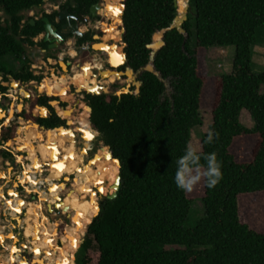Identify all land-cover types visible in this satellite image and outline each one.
<instances>
[{
	"label": "trees",
	"instance_id": "1",
	"mask_svg": "<svg viewBox=\"0 0 264 264\" xmlns=\"http://www.w3.org/2000/svg\"><path fill=\"white\" fill-rule=\"evenodd\" d=\"M80 1L89 7L100 0ZM117 1L123 5L122 17L107 30L121 31L127 60L119 69L130 70L136 82L121 94L115 90L118 82L109 84L111 92H84V102L91 107V130L109 146L106 170L114 182L108 191L115 190L117 166L121 183L115 198H103L93 222L84 223L89 225L76 263L264 264L263 225L244 222L239 203L241 195L264 191V71L256 72L253 60L255 46L264 43V0H189L193 14L183 23L186 33L169 29L162 39L160 31L177 13H185L188 0H177V6L175 0ZM42 4L44 0H0V71L5 79L7 74L25 82L50 77L30 71L32 61L25 55L30 45L48 49L43 38L33 40L45 32L43 17L35 24L22 22L25 11ZM45 16L52 21L56 12ZM89 39L88 33L78 42ZM160 40L164 44L154 50L152 44ZM228 46H234L232 70L207 78L205 49ZM8 55L20 62L18 70L1 64ZM208 83L214 140L205 143L203 136L201 150L217 154L223 178L213 189L204 186V214L188 227L193 199L177 189L171 165L183 155L192 128L201 123ZM243 109L254 120L252 128L241 122ZM17 115L33 118L26 111ZM35 119L47 129L65 122L55 111ZM14 134L15 126L7 127L2 138L11 141ZM35 161L41 166L39 158Z\"/></svg>",
	"mask_w": 264,
	"mask_h": 264
},
{
	"label": "flooded vegetation",
	"instance_id": "2",
	"mask_svg": "<svg viewBox=\"0 0 264 264\" xmlns=\"http://www.w3.org/2000/svg\"><path fill=\"white\" fill-rule=\"evenodd\" d=\"M53 1L61 2L58 4V7L53 8L54 10L49 12V14L54 11L56 12V16L54 20H52V23L58 35H51L50 40H45L46 35L44 33L42 38L44 42L47 43L46 47H48V49L43 50L39 48L44 57H47L49 53L52 54V56H57L58 54L56 51L65 44L67 47L70 44L69 41H74L76 45L79 44L78 36L70 33L73 29L84 32V35L88 33L90 34L91 39L84 42H88L89 47L92 48L89 51L78 52L85 53V56L89 57L93 65L96 64V62H93V60H96L94 52L95 50H98L94 48L95 45L101 47L109 45L111 48L120 47L116 45L121 43V37L120 40H118L119 36L112 38V34L119 29L110 33L107 30L112 26V24L115 25L114 23L117 18L112 17L107 13V11L105 12V9H103L106 4L105 0L95 2L89 7L86 6V2L80 0H69L65 7L62 5L67 0ZM94 4L100 5V7L96 10V15H93L91 12V8ZM62 15L63 18L60 19ZM42 17H44V15L39 18ZM42 38H37V41H34L38 42ZM35 46L40 47V45L37 44ZM78 52L75 53V56H78ZM70 56H72V54L63 57L58 61V63H56L54 68L51 67L48 72L44 73L45 75H50L46 84H41V81L38 80L35 82H32V80L28 82L17 81L11 76V74H7V79L4 78V73L0 75V86L5 87V90L0 92V101L5 100L3 104H0V181L3 185L2 194H0V216L4 212L3 208H6L7 211L9 210L12 216H16V214L19 216V220H17V228L21 230L19 231V237L21 240L19 237L16 238L12 232L6 235L9 227L5 226L6 230H4L3 233L6 235L5 241L12 240L15 244L18 243L19 248L17 253H19V257L23 260L22 264H77L75 263V260H77L78 251L76 252V259L73 258L72 262L70 259L73 250V242L70 240L65 241L64 237L70 238L71 230L84 229V235L85 224L81 222H73L77 212L79 210L81 212H85L90 209L93 204H95V215L98 211L96 197L98 198L101 207L103 198L110 193L108 190L104 193L100 189L103 184L106 185V187L109 184L108 181L104 183V171L108 169L110 164L106 157V150L103 148L105 144L103 143L102 146H95L93 138L94 133L97 132L91 130L90 125L87 124L89 121L88 119H85L86 121L83 119V123H80V121L76 119V107L78 103H73L71 105L72 95H74V92H72L71 89L74 85L69 80L70 77L68 76V73L72 70L76 59ZM99 63L101 64V62ZM109 67V64H102L101 69L105 70L107 68L109 69ZM119 67L117 70L123 71L120 70ZM30 71L34 73L35 69L32 70L30 67ZM94 73L97 78L100 77L99 67L94 68ZM112 74L116 77L114 80L111 79ZM118 75L119 74L117 72L112 71L105 77L107 80L109 78L110 81H115ZM124 75L125 74H122L121 78H124ZM125 77L127 78L128 76ZM50 79H52V81H50ZM61 79L65 80V86L61 85ZM38 82H40L41 85L37 86L35 93H29V97H24V93H26L25 86L29 83L38 84ZM14 83H16V86ZM98 83L100 84V82ZM54 84H59L60 88L56 89ZM20 87H24L22 91L19 90ZM48 92H50V94H48ZM42 96H44V99H42ZM28 101H30L29 105L27 104ZM42 101L43 105L40 103ZM34 103H37L35 107L32 106ZM40 107L44 108L45 116H42L39 113V111H41L39 109ZM21 111H26L28 113L31 112L33 118L27 119L23 116L17 115V113ZM53 111L65 120L63 125H59L54 129H47L45 126L40 125L36 121V117L47 118L52 116ZM58 112L61 114H58ZM30 119H33L30 124H36L39 133L43 132L49 135L47 139L44 138L46 139L45 145L44 143H41L40 138H34V141L39 140L40 143L37 151L35 152V158L40 159L39 156H41L43 161L48 158L52 161V163H44V170H51L54 173V176H51L50 178L47 177L45 180L48 182V187L46 185L44 187L46 190L48 189L47 191H51L50 194H46L48 192L46 190L44 191V189L41 190L40 187H38L35 191L27 192L24 182L26 183L28 179H21L23 170L19 169V166L22 162L21 159L25 160L27 158V151L24 147H20L21 145L18 140V134L19 130L23 128V124L29 122L28 120ZM14 126L15 134L13 140H3V131L7 127ZM46 130L50 131L47 132ZM89 135L91 136L90 139L88 138ZM3 169L6 170L4 173ZM8 169L9 172H7ZM40 169L41 166L36 162L37 172ZM41 181L42 180L38 179L35 184H38ZM28 186L34 188L30 182H28ZM10 187L18 194L20 192H25V198L21 199L24 201L28 197L30 200L32 199L35 202H38L37 195H39V192H44V196L46 194V202L43 205V209L45 208L46 213H43L42 216L41 212L43 210H39L38 205L32 202L35 204L33 217L35 223L38 225L37 233L39 235L40 244L37 242L38 240L32 243L25 238V225L23 224V221L25 219L27 209L24 206H21L20 197L16 199L13 192L9 193ZM93 191H96V194ZM48 202L50 203L49 205L47 204ZM16 203L19 204L18 207H16ZM45 214L51 216H47L46 218L44 216ZM20 221L22 223H19ZM42 225H44L45 229L42 228ZM40 229L42 230L41 232ZM0 235L2 236L1 233ZM42 237L48 238L47 241H51L52 246L43 247L41 242ZM22 241L25 244L22 243ZM3 243L4 242L2 241L0 245ZM27 243L31 246L26 245ZM65 243H67V245H65ZM77 246L78 245H76V247ZM6 248L8 250L7 245ZM14 253L10 258V264H19L17 258H14ZM46 256H48V259ZM2 261V258H0V264H5Z\"/></svg>",
	"mask_w": 264,
	"mask_h": 264
},
{
	"label": "rangeland",
	"instance_id": "3",
	"mask_svg": "<svg viewBox=\"0 0 264 264\" xmlns=\"http://www.w3.org/2000/svg\"><path fill=\"white\" fill-rule=\"evenodd\" d=\"M51 3H53V5L55 4L57 6V4H59L61 2L51 0L50 3H47V6H46L47 10H49V11L54 10ZM186 7L188 9H190V13L193 14V10L191 8V5L189 4V0H188ZM38 9H39L38 10L39 13H44L45 9L43 7H39ZM36 13H35V15H38ZM24 18L25 19L29 18V14L27 12H24ZM116 46L122 47V43H120ZM232 47L234 48V46H231V47H209V48L205 49L204 54L202 56V62H203L204 72L207 75V78H211L214 80L217 75L222 74V73H228L232 70V60H233V53H234V49ZM25 50H26L25 55L27 57H29L32 61L31 64L34 63L35 65H37V67L35 68L37 75H44L45 76L44 73L48 72L49 68H51L53 66H52V64H49L48 61L45 60V57H44L43 53L41 52V50L39 49V47H36L35 45H30V46L25 47ZM254 50H255V52L253 54V60L255 63L254 69L256 72L264 71V43L256 45ZM63 51L67 52V54H69L68 52H70V54H72V56H70V57L76 59V61L74 62V66H73L72 70L68 73V76L70 77L69 80L74 85L73 88L71 89V91L74 92V95H72V99H71V105L73 103H78L77 107H76L77 108V111H76L77 118L76 119L78 121H80V123H83V119H84V121H86L85 119L89 118V111H88L87 107L84 105L85 102H84L83 98H84V92H88L91 90L86 91L87 90L86 89V90L76 91V87L81 88V89H85L84 87L86 85H91L93 83L99 84L98 82H100L102 80V81H106L107 84H104V85L99 84L98 85L99 90L96 93L111 92V89L109 88V84L115 83V82H118L120 85V87L115 89L117 92V91L122 90L123 88L127 87L128 85H132L133 83L136 82V79L133 76H131V77L128 76L127 78H123V77L120 78V74H119L117 79L115 80V82L110 83L109 78L107 80L105 77L106 75H103L104 73H108V70H106L104 73H103V70H100V74H99L100 77H98L100 80L99 79L97 80L95 73H94V68H96V67H94V65L92 64V61L89 59V57L85 56V53H79L78 52V56H75L76 51L74 49H71L69 46L66 47V44L63 45V47H60V49H58L56 52H57V54H61ZM56 58H57V56L54 55V58L53 59L51 58L50 62H52ZM99 61H101V59H99L98 61L93 60V62H96V63H99ZM1 64L4 65L5 67L9 68V69L14 70V71L20 67V62L17 61L16 59H14L12 56H9V55L5 56L3 59H1ZM40 67H42V68H40ZM113 72H115V71H113ZM122 72L126 73L127 69L123 70ZM61 75H62V73H61ZM76 75L83 77L84 83H82L81 85H77L75 82V76ZM90 78H92L91 81H90ZM50 81H52V79H50ZM46 82H47V80H41V84H44V83L46 84ZM41 84H40V82H38V84H30L29 83L28 85L25 86V91H27L29 93H32V92L35 93V90H37L36 89L37 86H40ZM57 85H59V84H54V87L56 88ZM61 85H63V86L66 85V82L64 79H61ZM208 85H209V90L206 91V95L204 97V108H202L203 110L201 113V123L195 125L191 131L190 142H192L194 144H198L200 147H201L202 137L206 136L208 134V132L211 131V125H212V105H211V102H212L213 94H212V87L210 86L209 83H208ZM93 90H95L94 87H93ZM262 90H264V87ZM4 101L3 100L0 101V104H3ZM27 104L29 105L30 101H28ZM36 111H38V110H36ZM87 113H88V115H87ZM240 119H241V122L244 125H246L247 127L252 128L254 126V120L247 110L243 109L241 111ZM30 120L33 121V119H30ZM23 125H24L23 128H21L19 130L18 140L20 141V145H21L20 147H22V148L24 147L25 150L27 151V156H26L27 158L25 160L21 159L22 162H21V165L19 166V169L23 170L21 179L26 180L25 172H24V169L26 167L27 168L26 174H27L28 178L30 179V181H31L30 183L32 184V186H34L35 182L39 179V180H42L43 182H45V185L48 187V182L45 180L50 175L54 176V173L51 170H44V163H47V162L52 163V161L49 160V158L47 160L43 161L41 156H39L40 160H41V169L37 172L36 162H35V152L37 151L40 143H39V140L34 141V138H36V139L40 138L41 143H44V145H45V143H46L45 141L49 135L46 133H43V132L39 133L38 130L34 127V125L30 124V122H26ZM25 136H26V139L28 140L27 142L23 140V138ZM44 138H46V139H44ZM93 141L95 142V146H102L103 145V142L101 140L99 133L98 134L94 133ZM103 148L105 150L107 148L109 151L108 146L106 147V145H105ZM17 149H19V148H17ZM31 166H33V168H34V170H32V172L29 171V167H31ZM49 167H50V165H49ZM4 171H6V170L3 169V173H4ZM7 172H9V169L7 170ZM24 184L27 187V188L25 187L27 192L35 191L37 189V187L32 188V187L28 186V182H26V183L24 182ZM44 186H43V188L45 191L46 189ZM2 187H3V185H2V182L0 181V192H1V194H2ZM12 192L14 193L15 197H16V195L18 196V198L20 197L21 206L25 205V201H29L31 203L33 202L36 205H38L39 210H43L41 212V216L43 213H46L45 208L43 209V205L46 202L45 201V199L47 198L46 194H50L51 191H47L48 193H46L45 196H44V192H42V191L39 192V195H37L38 196L37 197L38 202L37 201L35 202L32 199L30 200L28 197L25 199V201L21 200V199L25 198L24 197L25 192H23V193L20 192L18 194L13 188L10 187L9 193H12ZM187 194L190 198L193 199V205H192V209H191L189 218L186 221V225L188 227H192L196 224V221L204 214L205 209H204V203L202 201V196L204 194V185L201 184V185L197 186L191 193H187ZM240 197H239V203L241 202L240 215H241L242 220L244 222H252L257 227H259L260 225L261 226L263 225V228H264V191L251 193V194H248L245 196L241 195ZM35 204H32V208L35 207ZM47 204L49 205L50 203L48 202ZM3 209H4V212L0 216V226L4 227V230H6V227H9V230L6 233V235L8 233L12 232L13 235L16 238H18L20 235L19 231H21L20 229L17 228V225H18L17 220H19V216L17 214H16V216L15 215L12 216V214L9 210L7 211L6 208H3ZM27 212L28 211H26V214H27ZM44 216L47 218V216H51V215L45 214ZM33 221H34V217H33V219L30 220V223ZM19 223H22V222L20 221ZM23 223L25 224V221H23ZM12 226H15V227H12ZM42 228L45 229L44 225H42ZM4 230L1 231V234L3 237L6 236L3 233ZM41 231L42 230L40 229V232ZM71 232L73 234H79L80 230H71ZM84 235H81V237H80L81 240L77 243L78 246L83 241L82 238H84ZM20 240H21V238H20ZM11 241H9V240L4 241V243L2 245H0V258H2V260H3L2 262L5 264H10L11 263L10 258L13 256V255H10L11 253L6 248V245H9L11 243ZM75 241L77 242V240H75ZM22 243H24V242L22 241ZM26 245L29 246L30 244L27 243ZM16 247H17V251L14 253L15 257L19 255V253H17L18 248H19L18 243H16ZM78 253H79V249H78ZM75 263H76V260H75Z\"/></svg>",
	"mask_w": 264,
	"mask_h": 264
},
{
	"label": "clouds",
	"instance_id": "4",
	"mask_svg": "<svg viewBox=\"0 0 264 264\" xmlns=\"http://www.w3.org/2000/svg\"><path fill=\"white\" fill-rule=\"evenodd\" d=\"M214 133L209 131L205 143H212ZM175 165L173 176L178 190L191 193L197 186L203 184L209 189L215 188L223 178L222 162L215 152L203 153L198 144L188 142L184 153L173 159Z\"/></svg>",
	"mask_w": 264,
	"mask_h": 264
},
{
	"label": "water",
	"instance_id": "5",
	"mask_svg": "<svg viewBox=\"0 0 264 264\" xmlns=\"http://www.w3.org/2000/svg\"><path fill=\"white\" fill-rule=\"evenodd\" d=\"M105 1H106V0H105ZM107 2H108V1H107ZM107 2H106V3H107ZM107 4H108V3H107ZM118 4L121 6V8H120V14L118 15V17L121 19L122 14H123V5H122L121 2H119ZM175 5L177 6V0H175ZM99 7H100L99 4H94V5L92 6V8H91V12H92L93 15H96V14H97V13H96V10H97ZM113 12H114V11H113ZM189 12H190V9H186L185 13L182 14V15H179V13H177V15L174 17V19L172 20V22H171V24L169 25V27L164 28L162 31H160V32H161V39H162L164 33H165L167 30H169V29H174V28H176L179 32L185 34V33H186V29L183 27V23L187 20ZM61 18H63V15H62V17H60V19H61ZM43 21H44V28H45V32H44V33H45V35H46V39H45V40H50V38H51L50 36H51V35H52V36H57L58 33H57L55 27L53 26L52 21H51L47 16L43 17ZM30 22H31L32 24H35V19H31ZM4 25H6V24H4ZM115 32H116V31H115ZM117 32L119 33V36L121 37V31L118 30ZM70 33H72V34H74V35H76V36H78V37H82V36L84 35V32L79 31V30H77V29H73V30H71ZM121 43H122V47H121V54H122V55H121V56H122V60H123L122 63L119 64V65H117V66L109 64L110 67H109V69L107 68V70L115 71V72H117V73H120V78H121L122 74H125V75H127V76H132V73L130 72V70H129L130 74H128V70H127L126 73H123L122 71L117 70V68H118L120 65H123V64L126 62V60H127V58H126V53H125V51H124V45H123V41H122V39H121ZM163 44H164V42H163L162 40H160L159 42H154V43L152 44V47L154 48V50H156V49H158L159 47H161ZM108 47H109V46H108ZM153 55H154V52H153ZM48 60L50 61V58H49ZM121 72H122V73H121ZM2 74H3V71H0V75H2ZM14 85L16 86V83H14ZM137 85H139V83H137ZM130 86H131V85H128L127 87L123 88L122 90L117 91L116 93H117V94H121V93H123V92H129V91H130ZM92 93H95V92H92ZM96 94H99V93H96ZM24 97H29V92L26 91V93H24ZM40 108H41V109H44L43 107H40ZM87 109L90 110L91 107L88 106ZM38 111H39V110H38ZM35 113H36V112H35ZM39 113H40L42 116H45V113L43 114V113H41V111H39ZM58 114H61V113L58 112ZM28 121L31 122V120H28ZM89 123H90V121H89ZM90 124H91V123H90ZM35 125H36V124H35ZM108 148H109V146H108ZM109 153H110V152H109ZM111 157H112L113 159L117 160L118 163H119V165H120V160H119V158H117V157H113V156H111ZM120 183H121V175H120V170H119V174H118V176H117V179H116V182H115V185H114L115 190H114L112 193L107 194L106 197H108V198H110V199L115 198V197L117 196V191H118V189H119V187H120ZM99 191H100V190H99ZM93 192H94V191H93ZM94 193L96 194V191H95ZM96 204H97V208H98V212L96 213V215H97V214L99 213L100 209H101L100 204H99V200H98L97 197H96ZM96 215H94V217H95ZM94 217H92L91 222H90L89 224H91V223L93 222ZM89 224H87V225L85 226V232H86L87 226H88ZM72 226H73V223H72ZM82 239H83V238H82ZM79 247H80V245L76 247V245H75L74 243L72 244V248H73V250H72V257H73L74 259H76V252L78 251Z\"/></svg>",
	"mask_w": 264,
	"mask_h": 264
},
{
	"label": "bare ground",
	"instance_id": "6",
	"mask_svg": "<svg viewBox=\"0 0 264 264\" xmlns=\"http://www.w3.org/2000/svg\"><path fill=\"white\" fill-rule=\"evenodd\" d=\"M108 1V2H107ZM106 2L108 3H106L105 4V6H104V8H105V11H107V13L108 14H110L112 17H115V18H117V19H120L119 17H118V15L120 14V8H121V6L118 4L120 1H117V0H106ZM119 10L118 11V13H117V11L116 10ZM114 11V12H113ZM112 38H116V37H118L119 36V33L116 31L115 33H113L112 34ZM109 45H106V46H97V45H95L94 46V48L95 49H98V50H102V51H104V52H106V54H107V59H108V63L109 64H111V65H115V66H117V65H119V64H121L122 63V54H121V47H118V48H111L110 46L108 47ZM94 66L95 67H99V69L100 70H103V69H101L102 68V65L100 64V63H96V64H94ZM107 69H105V70H103V73L106 71ZM110 72H112V71H110V70H108V73H104L103 75H107V74H109ZM118 74H120V73H118ZM128 74H130V73H128ZM129 77H131V76H129ZM97 78V77H96ZM115 78V75L114 74H112L111 75V79H114ZM92 79H90V81H91ZM97 80H98V78H97ZM75 82H76V84L77 85H81L82 83H84V79H83V77H81V76H79V75H76L75 76ZM110 83L111 82H115V81H109ZM8 84V83H7ZM100 84H107L105 81H100ZM98 85L99 84H97V83H93V84H91V85H86L84 88H85V90L87 89V91L88 90H91V91H94V92H98V90H99V88H98ZM93 87L95 88V90H93ZM41 111H42V113L44 114L45 113V110L44 109H41V108H39ZM89 111V110H88ZM87 115H88V113H87ZM88 125H91L90 123H89V121H88V123H87ZM34 127L37 129V127H36V125H34ZM117 169H118V174H119V170H120V168L117 166ZM60 174V173H59ZM52 175H50V176H48L49 178L51 177ZM104 179H105V181H104V183L106 182V181H108L109 182V184L107 185V187H106V185H104L103 184V186H101L100 187V189H101V191L102 192H106L108 189H109V186L114 182V180L112 179V177H111V175H110V173L108 172V170H105L104 171ZM0 194H1V192H0ZM30 202L29 201H25V204L26 205H28ZM95 208H96V206H95V204H93L92 205V207L90 208V209H88L87 211H85V212H81L80 210L77 212V215L75 216V218H74V220H73V222H75V223H79V222H81V223H86L87 221H89V220H91L92 219V217H94V210H95ZM30 212H28V214H29ZM71 234H72V236L74 237H72V241H73V243L75 244V245H78L77 243L81 240V235H82V233L80 232L79 233V235L78 234H73L72 232H71ZM69 239H71V238H69ZM75 240H77V242L75 241ZM43 242H45V244H47L46 243V241L45 240H43ZM65 245H67V243H65ZM20 261H22V260H20Z\"/></svg>",
	"mask_w": 264,
	"mask_h": 264
},
{
	"label": "built area",
	"instance_id": "7",
	"mask_svg": "<svg viewBox=\"0 0 264 264\" xmlns=\"http://www.w3.org/2000/svg\"><path fill=\"white\" fill-rule=\"evenodd\" d=\"M50 1L51 0H44V4H42L40 7H43L45 10H44V13H49L50 11L49 10H47V8H46V6H47V3H50ZM51 5H52V7L53 8H56V7H58V4H57V6L54 4L53 5V3H51ZM39 7H37V8H32V9H30V10H28V11H25V12H27L28 14H29V18L28 19H38L39 17H41L42 15H44V13H39V9H38ZM37 9V10H36ZM103 9H105L104 7H103ZM37 12V13H36ZM106 12V11H105ZM35 13L36 14H38V15H35ZM27 19H23L22 20V22L24 23L25 21H26ZM43 35H44V32L43 33H40L37 37H35L34 38V40L35 41H37V38H42L43 37ZM70 42V44L68 45L71 49H74L76 52H78V51H89L92 47H89V43L88 42H82V43H79V44H77L76 45V43L74 42V41H69ZM69 54H70V52H68ZM69 54H67V52H65V51H63L61 54H58L57 55V58L56 59H54L53 61H52V66H53V68L55 67V65H56V63H58V61L60 60V59H62L63 57H65V56H67V55H69ZM94 57H95V59H96V61H98L99 59H101V61H99V62H101V65L103 64V65H106V64H109L108 63V59H107V54H106V52H104V51H102V50H95V52H94ZM97 57V58H96ZM31 66V69L32 70H34L36 67H37V65H35L34 63L33 64H31L30 65ZM34 73L36 74L37 72L36 71H34ZM0 79H1V77H0ZM32 82H35L34 80H32ZM23 88L24 87H20L19 88V90L20 91H22L23 90ZM14 90V89H13ZM16 90H18V89H16ZM15 90V91H16ZM47 132L48 131H50V130H46ZM46 131H44V132H46ZM45 185V182H43V181H41L40 183H38V184H35L33 187H40L41 189H44L43 188V186Z\"/></svg>",
	"mask_w": 264,
	"mask_h": 264
},
{
	"label": "crops",
	"instance_id": "8",
	"mask_svg": "<svg viewBox=\"0 0 264 264\" xmlns=\"http://www.w3.org/2000/svg\"><path fill=\"white\" fill-rule=\"evenodd\" d=\"M228 47H231V46H228ZM233 48V47H232ZM234 49V48H233ZM254 52H255V50H254ZM234 54V53H233ZM48 63L49 64H51L50 63V61L48 60ZM34 81H36V80H34ZM23 140L24 141H27V139H26V136L23 138ZM36 162V161H35ZM25 177H26V180H27V178H28V176H27V168L25 167ZM32 170H34V168H33V166H31V167H29V171H31L32 172ZM28 180H30L29 178H28ZM32 204L33 203H29L28 205H24L26 208H27V211L28 212H30L29 214H28V212H27V214L25 215V219H24V221H25V229H24V235H25V238L29 241V242H35V241H37V242H39V244H40V240H39V235H38V233H37V229H38V225L35 223V221H33V222H31L30 223V220L31 219H33V213L35 212V207L34 208H32ZM4 230V227H2V226H0V233H1V231H3ZM79 235V234H78ZM72 234H70V238L71 239H69L68 237H64V240L65 241H68V240H70V241H72ZM47 239L48 238H46V237H42V239H41V242H42V245H43V247H51L52 246V244H51V241H47ZM43 240H45L46 241V243L47 244H45V242H43ZM4 242L5 241V236L3 237V236H1L0 235V243L1 242ZM73 242V241H72ZM7 247H8V251L11 253L10 255H12L14 252H16L17 251V247H16V244L13 242V241H11V243L9 244V245H7ZM48 255V254H47ZM47 257V259H48V256H46ZM14 258H17V260H18V263L19 264H22L23 263V260L22 261H20L21 259L19 258V255L18 256H16V257H14Z\"/></svg>",
	"mask_w": 264,
	"mask_h": 264
},
{
	"label": "snow or ice",
	"instance_id": "9",
	"mask_svg": "<svg viewBox=\"0 0 264 264\" xmlns=\"http://www.w3.org/2000/svg\"><path fill=\"white\" fill-rule=\"evenodd\" d=\"M116 11H117V13H118V11H119V10L117 9ZM88 138L90 139V138H91V136L89 135V137H88Z\"/></svg>",
	"mask_w": 264,
	"mask_h": 264
}]
</instances>
